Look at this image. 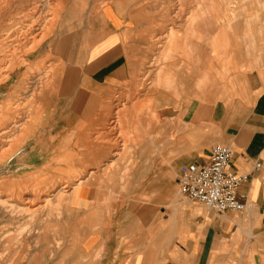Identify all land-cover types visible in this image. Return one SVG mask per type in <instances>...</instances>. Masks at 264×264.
I'll return each instance as SVG.
<instances>
[{
	"label": "crops",
	"instance_id": "crops-1",
	"mask_svg": "<svg viewBox=\"0 0 264 264\" xmlns=\"http://www.w3.org/2000/svg\"><path fill=\"white\" fill-rule=\"evenodd\" d=\"M117 3L106 0L84 21L85 40L78 44L83 49L64 63L57 97L74 104L76 129L105 126L120 106L123 116L132 111L139 120L126 118L120 125L142 131L128 136L130 150L118 152L98 143L121 142L119 136L79 137L89 144L76 156L87 160L78 164L80 173L97 175L82 180L72 202L79 218L70 243L72 264H264V18L217 31L210 47L208 19L194 31L190 8L164 15L160 8L156 14ZM171 29L172 41L165 38ZM150 31L154 55L169 59L161 68L154 66L156 59L152 63L157 87L145 97L129 82L145 70L141 38ZM147 112L155 117L151 133L144 129ZM215 145L229 147V170L247 177L237 191L242 213H215L179 191L181 169L207 163Z\"/></svg>",
	"mask_w": 264,
	"mask_h": 264
},
{
	"label": "rangeland",
	"instance_id": "rangeland-1",
	"mask_svg": "<svg viewBox=\"0 0 264 264\" xmlns=\"http://www.w3.org/2000/svg\"><path fill=\"white\" fill-rule=\"evenodd\" d=\"M2 1L3 0H0V2ZM43 1L44 0H31V4L27 3L29 6L27 4L19 5L20 7L14 5L12 6L14 7L12 10L0 7L5 11V16H0V22L2 21L0 24L9 28L12 32L11 39H3L2 37L5 33L0 30V82L1 79H4V75H12L18 72V74L21 75L2 81L4 87H2L0 91V105H2L0 106V163L2 162L0 164V264H72V257L75 251L70 245L73 241L71 237L74 229L76 227L78 228L79 225V218L78 216L76 217V212L72 207V202L74 198H76V194H78L79 190L77 188L73 193L72 189L74 184L79 180L82 181V179L88 176L97 175L96 173L90 175L89 170H87L88 173H80L78 164L87 160H79L76 156H78L80 151L86 149L84 147L89 144L79 143L78 140L81 135H77V133L74 132L77 130L75 125L79 122L76 112H74V104L71 105L63 101L62 98L58 99L56 84L54 82L59 67H63L64 63L67 61L75 59L79 52L78 50L83 49L82 47H78V44L80 46L85 40L83 38V36H85L83 31L84 16L78 14L81 11L83 12V10L85 13L89 12L90 7H100L106 0H67V8H65V11H69V15L62 18L59 27H56L57 29L53 31L51 36H47V38L46 31L41 33L40 28L44 26L43 24H46V27L48 24L54 23L51 22L53 18L52 9L54 7L52 6L54 5V0H47L49 6L52 8L46 4L42 7L41 4L44 3ZM108 1L129 4L135 11L136 8L156 9V14H158L159 8L162 13H167V9L191 7L193 15L190 16L191 20L189 19V24L194 31L201 26L202 20L208 19V26L212 28L207 27L209 30L210 47L212 40L217 38V31H220L221 34H223L224 31L225 33L228 31L231 32L232 24L239 20L243 22V19L255 17L254 20L258 22L261 21L260 19L264 18L263 14L260 15V13H264V0ZM40 7H42V9ZM72 10L75 11L70 13ZM76 12L78 13L77 15ZM256 14L259 15L256 16ZM74 16L76 18H74ZM49 17L51 18L49 19ZM197 21L201 23L194 26ZM210 22L212 25H210ZM204 23L205 22L202 24ZM61 26H63V28H61ZM32 37L35 38V41L31 40ZM49 37L51 38L50 40L48 39ZM41 41L46 44V46L43 48L41 47L38 52L32 54L35 46L34 44H40ZM141 41H145V45H147L145 48L146 64L144 63L145 72L143 71L144 74H142L141 71V76L138 80L139 85L137 87L144 90L142 92H144V96L146 97L148 91L156 85L154 83L155 81L152 83L154 79L150 72L153 66L151 63L156 59L155 66L158 65V67L161 68L164 60H168L169 57L165 59L164 55H162L161 58L154 55L152 31H150L149 38H141ZM58 53L60 55H58ZM164 54H167V52ZM39 64H41V67L37 70L35 65ZM15 79L17 83L20 82V80L25 82L17 86L16 90L14 89ZM32 79L36 80L33 82ZM51 81L55 84H53L52 87H50L51 84L49 86ZM131 82L132 80L129 82V86ZM34 83L37 85H33ZM125 85L127 84H124V86ZM30 86L34 90L32 88L30 89ZM45 88H48V90L43 92ZM8 94H11L9 95L10 97H8ZM147 99H150V97L148 96L146 98L144 110H147L148 106L150 107V103H147ZM116 109L113 111L112 117L109 118L105 126L93 127L91 131L89 127H81L83 129L81 132H85L86 138L91 134H93V136L96 135L98 136V140H108L109 138L119 136L121 142L98 143V146L105 147V145H107L114 152L121 151L122 149L128 151L131 147L129 145H132L127 142L128 136L141 133L142 128L137 125L133 128L127 126L123 127V125L119 126L120 122L117 121V119L121 112L120 106ZM124 115L125 120L126 118H134V124H138L136 114L132 111L126 112ZM147 122L148 121H146V123ZM122 123H125L123 119L121 120V124ZM35 126H37L38 129ZM13 128L15 130L12 131ZM150 128L152 127L147 126V128L144 129L147 130ZM166 129L167 128L162 127V133ZM82 140H85V138ZM70 155L72 156L71 158ZM126 161L125 159L120 160L122 163H126ZM34 177L37 178L34 179ZM3 186H5L4 189ZM77 190L78 192H76ZM71 192L73 194H71ZM1 209H3V211ZM63 244H65V247H63Z\"/></svg>",
	"mask_w": 264,
	"mask_h": 264
},
{
	"label": "built area",
	"instance_id": "built-area-1",
	"mask_svg": "<svg viewBox=\"0 0 264 264\" xmlns=\"http://www.w3.org/2000/svg\"><path fill=\"white\" fill-rule=\"evenodd\" d=\"M231 159L229 147L215 145L207 163L183 167L178 179L181 195L189 202L201 204L218 214L244 212L245 206L239 201L237 191L247 177L229 170ZM255 168L259 169L260 164Z\"/></svg>",
	"mask_w": 264,
	"mask_h": 264
},
{
	"label": "bare ground",
	"instance_id": "bare-ground-1",
	"mask_svg": "<svg viewBox=\"0 0 264 264\" xmlns=\"http://www.w3.org/2000/svg\"><path fill=\"white\" fill-rule=\"evenodd\" d=\"M40 1V0H39ZM49 1V0H48ZM67 0H54L53 1V6L52 7H54L52 10H53V18H52V21L51 22H54V23H56V24H54V23H50V24H48V26H46L45 27V25L46 24H43L44 26H42L41 28H40V30H41V33L42 32H44V31H46V38H47V36H51V34L53 33V31H55V29H57L56 27H59V25H60V23H61V21H62V18L63 17H65L66 15H69V11H65V8H67L66 6H67V2H66ZM75 1V0H74ZM95 1V0H94ZM161 1V0H160ZM44 3L43 4H41L42 5V7H44V5L46 4V5H48L49 6V4H48V2H47V0L45 1H43ZM70 2V1H69ZM68 2V3H69ZM87 2V1H86ZM31 4V0H3L2 2H0V7H2V8H6V9H10V10H12L14 7H12V6H14V5H17V7L20 5H23V4ZM37 3V2H36ZM50 3V2H49ZM93 3V2H92ZM113 3V2H112ZM167 3V2H166ZM198 3V2H197ZM27 4V5H28ZM79 4H80V2H79ZM87 4V3H86ZM161 4V3H160ZM88 5V4H87ZM184 5V4H183ZM196 5V4H195ZM19 6V7H20ZM29 6V5H28ZM27 6V7H28ZM92 6V5H91ZM104 6V5H103ZM193 6V5H192ZM8 7V8H7ZM31 7V6H30ZM42 7H40L41 9H42ZM50 7V6H49ZM48 7V8H49ZM52 7H50V8H52ZM264 7V6H263ZM2 8H0V16H2V17H4L5 16V11L4 10H2ZM70 8V7H69ZM74 8V7H73ZM98 8V6L97 7H95V8H91L90 7V10H89V12H84V10H83V12L81 11L79 14L76 12V15L78 14V15H80V16H84V21H86V19L88 20V16H89V14H92V16H94V14H97L98 12L96 11V9ZM164 8V7H163ZM190 9H192L191 7H189ZM195 8V7H194ZM17 9V8H16ZM35 9V8H34ZM38 9V8H37ZM44 9V8H43ZM167 9V8H166ZM173 9V8H172ZM36 10V9H35ZM47 10H50V9H47ZM51 10V11H52ZM167 10H171V9H167ZM175 10V9H174ZM173 10V11H174ZM188 10V9H187ZM42 11V10H41ZM75 11V10H74ZM73 10L72 11H70V13H72V12H74ZM99 11V10H98ZM177 11V10H176ZM211 11V10H210ZM44 12V11H43ZM161 12V11H160ZM166 12H168V11H166ZM170 12V11H169ZM6 13H7V11H6ZM31 13V12H30ZM30 13H29V15H30ZM102 13V12H101ZM162 13V12H161ZM176 13V12H175ZM187 13V12H186ZM190 13V12H189ZM260 13V12H259ZM261 14V13H260ZM263 14V13H262ZM85 15H86V17H85ZM161 15V14H160ZM164 15H165V13H164ZM175 15H177V14H175ZM181 15V14H180ZM190 15V14H189ZM205 16V15H204ZM210 16V15H209ZM256 16H258V15H256ZM52 17V16H51ZM51 17H49V19L51 18ZM78 17V16H77ZM169 17V16H168ZM172 17H174L173 15H172ZM171 17V18H172ZM74 18H76L75 16H74ZM177 19H179L178 18V16L176 17ZM175 18V19H176ZM183 18V17H182ZM206 18V17H205ZM259 18V17H258ZM202 19H204V18H202ZM213 19V18H212ZM263 19V18H262ZM47 20V19H46ZM168 20V19H167ZM174 20V19H173ZM205 20V19H204ZM204 20H202V23L203 22H206V21H204ZM259 20V19H258ZM261 20V19H260ZM64 21V20H63ZM80 21V20H79ZM161 21H163V20H161ZM170 21H171V19H170ZM177 21V20H176ZM81 22V21H80ZM80 22H79V24H80ZM183 22V21H182ZM208 22V21H207ZM213 22V21H212ZM263 22V21H262ZM0 23H2V21L0 22ZM71 23V22H70ZM163 23H165V21L163 22ZM176 23V22H175ZM198 23H201V22H199V21H197V23H195L194 24V26L195 25H198ZM201 23V24H202ZM76 24H78V23H76ZM166 24H167V22H166ZM165 24V25H166ZM179 24V23H178ZM200 24V25H201ZM222 24V23H221ZM261 24V23H260ZM1 25V29L0 30H2V32L4 31V33H5V35L2 37L3 39H11L12 38V35H11V30L9 29V28H7L6 26H2V24H0ZM40 25H42V24H40ZM58 25V26H57ZM71 25H73V24H71ZM170 25V24H169ZM206 25H207V23H206ZM209 25V24H208ZM210 25H212L211 24V22H210ZM80 26H81V24H80ZM79 26V27H80ZM173 26V25H172ZM202 27H203V24L201 25ZM205 26V25H204ZM218 26V25H217ZM171 27V26H170ZM193 27V26H192ZM207 27V26H206ZM210 26H208V28H209ZM30 28H31V26H30ZM61 28H63V26H61ZM172 28V27H171ZM211 28V27H210ZM215 28H216V25H215ZM173 29V28H172ZM172 29L171 30H169V31H167V33L169 34V37H165V38H168V40H170V41H172L173 39H174V36H175V34L173 33V31H172ZM203 29V28H202ZM212 29V28H211ZM217 29V28H216ZM38 30V29H37ZM60 30V29H59ZM180 30V29H179ZM183 31V30H182ZM199 32H200V30H198ZM39 32V31H38ZM194 32V31H193ZM202 32V31H201ZM216 32V31H215ZM204 33V32H203ZM208 33H209V31H208ZM163 34V33H162ZM192 34V33H191ZM214 34V33H213ZM120 35V34H119ZM165 35V34H164ZM213 37V36H212ZM132 38V37H131ZM164 38V39H165ZM35 38H31V40H34ZM44 39V38H43ZM49 40L51 39L50 37L48 38ZM191 39H192V37H191ZM46 40V39H45ZM48 40V41H49ZM163 40V39H162ZM166 40V39H165ZM211 40H212V38H211ZM35 41V40H34ZM123 41V40H122ZM158 41H160V40H158ZM47 42V41H46ZM127 42H128V40H127ZM135 42V41H134ZM90 44V43H89ZM128 44V43H127ZM131 44V43H130ZM129 44V45H130ZM159 44V43H158ZM160 44H162V42L160 43ZM211 44V43H210ZM35 45V46H34ZM33 46H34V48H33V52H32V54L33 53H35V52H38L39 51V49L42 47H45L46 46V44H44L42 41H41V43L40 44H34ZM164 45V44H163ZM32 46V47H33ZM61 46V45H60ZM189 47H190V45H188ZM204 46V45H203ZM36 47V48H35ZM63 47V46H62ZM160 47V46H159ZM188 47V48H189ZM201 48H203L202 46H201ZM31 49V48H30ZM73 49H74V46H73ZM190 49V48H189ZM70 50V49H69ZM198 50H200V48L198 49ZM223 50V49H222ZM46 51V50H45ZM53 51V50H52ZM30 52V51H29ZM57 52V51H56ZM60 52V51H59ZM188 52V51H187ZM189 52H194L193 51V49H192V51H190L189 50ZM196 52V51H195ZM208 52H210V51H208ZM42 53V52H41ZM168 53V52H167ZM198 53V52H197ZM202 53V52H201ZM27 54V53H26ZM54 54V53H53ZM57 54V53H56ZM157 54V53H156ZM164 54V53H163ZM188 55H189V53H187ZM203 54V53H202ZM201 54V55H202ZM20 55V54H19ZM28 55V54H27ZM44 55V54H43ZM58 55H60L59 53H58ZM62 55V54H61ZM69 55V54H68ZM187 55V56H188ZM192 55V54H191ZM194 55V54H193ZM200 55V56H201ZM205 55V54H204ZM209 55V54H208ZM39 56V55H38ZM54 56V55H53ZM157 56V55H156ZM206 56V55H205ZM50 57H51V55H50ZM134 57H136V56H134ZM165 57V56H164ZM192 56H188V59L189 58H191ZM198 57V56H197ZM201 57H204V56H201ZM221 57V56H220ZM22 58V57H21ZM42 58V57H41ZM61 58V57H60ZM59 58V59H60ZM144 58H145V56H144ZM161 58V57H160ZM223 58V57H222ZM131 59V58H130ZM193 59V58H192ZM202 59V58H201ZM219 59H221V58H219ZM38 60V59H37ZM61 60V59H60ZM133 60V61H132ZM143 60V59H142ZM194 60V59H193ZM22 61H23V59H22ZM131 61H132V63L130 64V65H132V67H134L135 69H136V67L139 65V62L137 61V59H135V58H133V56H132V59H131ZM141 61V60H140ZM163 61V60H162ZM165 61V60H164ZM189 61H190V59H189ZM200 61V60H199ZM220 61V60H219ZM224 61V60H223ZM222 61V62H223ZM64 62V61H63ZM146 62V61H145ZM154 62V61H153ZM152 62V63H153ZM193 62V61H192ZM142 63V62H141ZM151 63V64H152ZM32 64H33V62H32ZM32 64H30V65H32ZM41 64H42V62H41ZM41 64H39V65H35V67H37L36 69L38 70L41 66ZM146 64V63H145ZM154 64V63H153ZM65 65V64H64ZM143 65H144V63H143ZM148 65V64H147ZM33 66V65H32ZM155 66V65H154ZM24 67V66H23ZM48 67V66H47ZM147 67V66H146ZM149 67V66H148ZM156 67V66H155ZM152 68H153V66H152ZM17 69V68H16ZM64 68L63 67H59V70H58V72H57V74H56V76H55V84L57 85V83H58V81H59V77H60V75L62 74V70H63ZM26 70V69H25ZM44 70V69H43ZM50 70H51V68H50ZM139 70V69H138ZM143 69H141V71H142ZM18 71H20V70H18ZM45 71V70H44ZM137 71V70H136ZM145 71V70H144ZM147 71V70H146ZM23 72V71H22ZM40 72V71H39ZM49 72V71H48ZM133 72V71H132ZM132 72H130V73H132ZM148 72V71H147ZM19 73V72H18ZM18 73H16V74H12V75H4V79H1V82L0 83H2V81H6V80H8L9 78H12V77H16V76H21V75H19ZM37 73V72H36ZM129 73V74H130ZM138 73V72H137ZM143 73V72H142ZM152 73V72H151ZM155 73V72H154ZM158 73V72H157ZM156 73V74H157ZM22 74V73H21ZM25 74V73H24ZM40 74V73H39ZM45 74V73H44ZM140 74V73H139ZM203 74L204 73H202L201 75H202V77H203ZM37 75V74H36ZM47 75V74H46ZM52 75V74H51ZM134 75H135V73H134ZM133 75V76H134ZM150 75V74H149ZM200 75V76H201ZM35 76V75H34ZM41 76V75H40ZM151 76V75H150ZM201 77V78H202ZM138 78V77H137ZM136 77H134V78H132L131 80H132V82L130 83V86H129V88L131 87V89L132 88H137V86L139 85V82H138V79H137ZM154 78V77H153ZM44 79V78H43ZM47 79V78H46ZM33 80V79H32ZM31 80V81H32ZM36 80V79H35ZM35 80H33V82L35 81ZM200 80H202V79H200ZM17 80L15 79V84H14V89L16 90V88H17V86H20V85H22L23 83H25V82H23L22 80H20V82H16ZM30 81V80H29ZM40 81V80H39ZM41 81H42V78H41ZM52 81H54V80H52ZM50 82L49 83V86H50V84H51V86L50 87H52V85L54 84L53 82ZM171 81V80H170ZM23 82V83H22ZM127 82V81H126ZM201 82V81H200ZM27 83V82H26ZM140 83H143V82H140ZM152 83H153V80H152ZM155 83V82H154ZM169 83V82H168ZM201 83H203V80H202V82ZM30 84H32V83H30ZM39 84V83H38ZM41 84V83H40ZM54 84V85H55ZM126 84V83H125ZM33 85H37V84H33ZM42 85V84H41ZM121 85H123V84H121ZM149 85V84H148ZM7 86V85H6ZM142 86V85H141ZM155 86V85H154ZM171 86V85H170ZM178 86V85H177ZM2 87H4V83H2V84H0V91H1V88ZM8 87V86H7ZM25 88V87H24ZM32 87L30 86V89H31ZM49 88V87H48ZM48 88L46 89L45 88V90H43V92L44 91H47L48 90ZM145 88V87H144ZM12 89V88H11ZM11 89H10V91H11ZM13 89V90H14ZM29 89V90H30ZM33 89V88H32ZM128 89V88H127ZM130 89V90H131ZM34 90V89H33ZM137 90V89H136ZM136 90H134V91H136ZM148 90V89H147ZM166 90V89H165ZM7 91V90H6ZM27 91V90H26ZM133 91V92H134ZM12 92V91H11ZM15 92V91H14ZM32 92V91H31ZM59 92V91H58ZM139 92V91H138ZM142 92V91H141ZM158 92V91H157ZM178 92V91H177ZM50 93V92H49ZM5 94V93H4ZM144 94V93H143ZM142 93H141V95H143ZM179 94V93H178ZM9 95H11V94H8V97H10ZM25 95H26V93H25ZM175 95V94H174ZM128 96V95H127ZM25 97V96H24ZM23 97V98H24ZM177 97V96H176ZM19 98V97H18ZM212 98V97H211ZM20 99V98H19ZM8 100V99H7ZM10 100V99H9ZM16 100V99H15ZM136 100V99H135ZM6 101V100H5ZM3 102V101H2ZM9 103V102H8ZM16 103V102H15ZM20 103H21V101H20ZM23 103V102H22ZM129 103V102H128ZM123 104V103H122ZM15 105V104H14ZM0 106H2V105H0ZM7 106V105H6ZM5 106V107H6ZM102 106V105H101ZM13 107V106H12ZM15 107V106H14ZM117 107V106H116ZM9 108V107H8ZM18 108H19V106H18ZM107 108V107H106ZM167 108V107H166ZM13 109H16V108H13ZM109 109V108H108ZM170 109V108H169ZM168 109V110H169ZM117 110V109H116ZM106 112V111H105ZM168 112V111H167ZM5 113V112H4ZM107 113V112H106ZM154 113V112H153ZM160 113V112H159ZM162 113V112H161ZM160 113V114H161ZM8 115V114H7ZM1 116V115H0ZM9 116H11V115H9ZM162 116V115H161ZM6 117V116H5ZM3 118V117H2ZM122 119H124V116H123V114H122V112H120V114H119V118L117 119V121H119V122H121V120ZM3 120V119H2ZM6 120V119H5ZM4 120V121H5ZM154 120H155V117L154 116H152V114L150 113V112H147L146 113V121H148L147 122V124L149 125V126H151V124H152V122H154ZM139 121V120H138ZM118 123V122H117ZM1 124V123H0ZM17 124V123H16ZM116 126V125H115ZM119 126H120V123H119ZM18 127V126H17ZM16 127V128H17ZM36 128H37V126H35ZM152 127V126H151ZM166 127V126H165ZM12 128V127H11ZM153 128V127H152ZM152 128H150V129H147V130H145L147 133H151V131L153 130ZM38 129V128H37ZM111 129V128H110ZM2 130V129H1ZM11 130V129H10ZM13 130H15L14 128L12 129V131ZM26 130V129H25ZM83 129L82 128H77V130L76 131H74V132H76L77 133V135H81V137L82 136H86L85 135V132H81ZM16 131H17V129H16ZM37 131V130H36ZM40 131V130H39ZM38 131V132H39ZM110 131V130H109ZM1 132V131H0ZM37 132V133H38ZM117 132H119V131H117ZM8 133V132H7ZM16 133V132H15ZM19 133V132H18ZM10 134V133H9ZM14 134V133H13ZM30 134V133H29ZM33 134V133H32ZM6 135V134H5ZM15 135V134H14ZM76 135V136H77ZM3 136V135H2ZM34 136V135H33ZM2 140H3V138H2ZM1 140V141H2ZM7 140V139H6ZM86 141H88L87 139H85ZM94 140V139H93ZM131 142V141H130ZM2 143V142H1ZM4 143H5V141H4ZM7 144V143H6ZM22 144V143H21ZM20 144V145H21ZM3 146V145H2ZM129 146H132V145H129ZM145 146V145H144ZM56 147V146H55ZM74 147V146H73ZM151 147V146H150ZM67 148V147H66ZM87 150H88V148L87 147H85ZM2 149V148H1ZM86 149H85V151H86ZM123 150V149H122ZM156 150V149H155ZM82 151H84V149L82 150ZM51 152H52V150H51ZM25 153V152H24ZM54 153V152H53ZM63 153V152H62ZM61 153V154H62ZM70 153V152H69ZM26 154V153H25ZM64 154V153H63ZM71 154V153H70ZM52 155V154H51ZM72 155V154H71ZM70 155V158L72 157ZM17 156V155H16ZM57 156V155H56ZM15 157V156H14ZM46 158V157H45ZM48 158V157H47ZM53 158V157H52ZM51 158V159H52ZM61 158V157H60ZM3 160V159H2ZM5 160V159H4ZM8 160V159H7ZM12 160V159H11ZM50 160V159H49ZM64 160V159H63ZM71 160V159H70ZM68 161V160H67ZM10 162V161H9ZM46 162V161H45ZM61 162V161H60ZM73 162V161H72ZM2 163V162H1ZM0 163V164H1ZM5 164V163H4ZM58 164V163H57ZM64 164H65V162H64ZM76 164V163H75ZM22 165V164H21ZM4 166H7V165H4ZM2 167V166H1ZM1 169V168H0ZM24 169V168H23ZM39 171H41V170H39ZM38 172V171H37ZM69 173V172H68ZM90 173V172H89ZM94 173V172H93ZM40 174V173H39ZM43 174H44V172H43ZM95 174V173H94ZM63 175V174H62ZM37 176V175H36ZM53 177H55V176H53ZM35 178H37V177H34V179ZM48 178V177H47ZM58 178V177H57ZM29 179V178H28ZM37 180V179H36ZM83 180V179H82ZM66 181H68V180H66ZM37 183V182H36ZM48 183V182H47ZM69 183V182H68ZM1 184H2V182H1ZM51 184V183H50ZM49 184V185H50ZM56 184V183H55ZM81 184H82V181L81 180H79L77 183H75L74 184V186H73V189H72V192L73 191H75L77 188H79V186H81ZM5 185V184H4ZM53 185V184H52ZM6 186V185H5ZM5 186H3V189L5 188ZM64 187V186H63ZM51 189V188H50ZM60 189V188H59ZM52 190V189H51ZM65 190V189H64ZM54 191H56V190H54ZM71 192V194H73ZM76 192H78V190L76 191ZM70 194V195H71ZM70 195H69V197H70ZM51 196V195H50ZM73 196V195H72ZM57 197V196H56ZM68 197V198H69ZM34 198V197H33ZM53 198V197H52ZM26 201V200H25ZM24 201V202H25ZM43 201H44V199H43ZM71 201H72V199H71ZM1 203H2V200H1ZM26 203V202H25ZM3 204H4V201H3ZM7 204V203H6ZM30 204V203H29ZM2 205V204H1ZM3 206V205H2ZM3 208V207H2ZM8 208V207H7ZM2 211H3V209H1ZM5 211V210H4ZM39 211V210H38ZM5 213V212H4ZM7 213V212H6ZM9 244V243H8ZM51 254V253H50Z\"/></svg>",
	"mask_w": 264,
	"mask_h": 264
}]
</instances>
